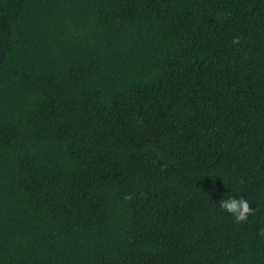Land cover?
I'll return each instance as SVG.
<instances>
[{
    "label": "trees",
    "instance_id": "16d2710c",
    "mask_svg": "<svg viewBox=\"0 0 264 264\" xmlns=\"http://www.w3.org/2000/svg\"><path fill=\"white\" fill-rule=\"evenodd\" d=\"M0 264H264V0H0Z\"/></svg>",
    "mask_w": 264,
    "mask_h": 264
},
{
    "label": "clouds",
    "instance_id": "9594fccd",
    "mask_svg": "<svg viewBox=\"0 0 264 264\" xmlns=\"http://www.w3.org/2000/svg\"><path fill=\"white\" fill-rule=\"evenodd\" d=\"M220 207L232 214L237 223L247 220L248 215L252 212L249 202L243 197H228L222 199Z\"/></svg>",
    "mask_w": 264,
    "mask_h": 264
}]
</instances>
